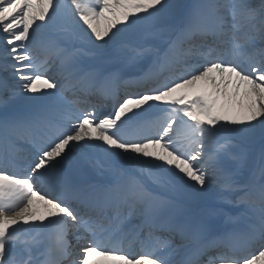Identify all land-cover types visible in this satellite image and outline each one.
<instances>
[{"label": "snow or ice", "instance_id": "obj_1", "mask_svg": "<svg viewBox=\"0 0 264 264\" xmlns=\"http://www.w3.org/2000/svg\"><path fill=\"white\" fill-rule=\"evenodd\" d=\"M0 264H264V0H0Z\"/></svg>", "mask_w": 264, "mask_h": 264}]
</instances>
